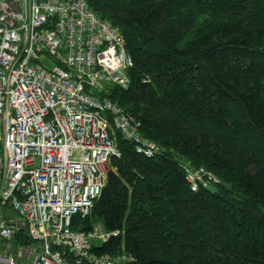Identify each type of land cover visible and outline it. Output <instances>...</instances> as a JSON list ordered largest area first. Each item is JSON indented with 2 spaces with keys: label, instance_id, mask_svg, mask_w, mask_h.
Instances as JSON below:
<instances>
[{
  "label": "trees",
  "instance_id": "trees-1",
  "mask_svg": "<svg viewBox=\"0 0 264 264\" xmlns=\"http://www.w3.org/2000/svg\"><path fill=\"white\" fill-rule=\"evenodd\" d=\"M85 1L133 62L106 96L161 152L114 131L120 157L80 228L119 230L97 252L129 264H264V0ZM182 162L220 184L191 192Z\"/></svg>",
  "mask_w": 264,
  "mask_h": 264
},
{
  "label": "built area",
  "instance_id": "built-area-1",
  "mask_svg": "<svg viewBox=\"0 0 264 264\" xmlns=\"http://www.w3.org/2000/svg\"><path fill=\"white\" fill-rule=\"evenodd\" d=\"M132 65L118 29L85 0H0V264L132 262L97 252L119 230L80 228L120 157L114 131L135 153H160L106 96L128 88ZM182 166L191 192L220 184Z\"/></svg>",
  "mask_w": 264,
  "mask_h": 264
},
{
  "label": "rangeland",
  "instance_id": "rangeland-1",
  "mask_svg": "<svg viewBox=\"0 0 264 264\" xmlns=\"http://www.w3.org/2000/svg\"><path fill=\"white\" fill-rule=\"evenodd\" d=\"M108 169H109V168H108V164H107V168H106V170L108 171ZM96 244H100V243H99V242H96Z\"/></svg>",
  "mask_w": 264,
  "mask_h": 264
},
{
  "label": "bare ground",
  "instance_id": "bare-ground-1",
  "mask_svg": "<svg viewBox=\"0 0 264 264\" xmlns=\"http://www.w3.org/2000/svg\"><path fill=\"white\" fill-rule=\"evenodd\" d=\"M161 152V151H160ZM138 154V153H137ZM155 156V155H154ZM197 167V166H196ZM208 170V169H207Z\"/></svg>",
  "mask_w": 264,
  "mask_h": 264
}]
</instances>
